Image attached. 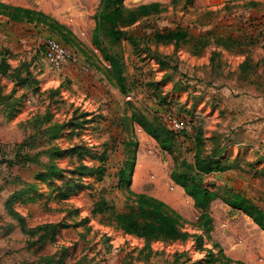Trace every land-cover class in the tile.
<instances>
[{
	"label": "rangeland",
	"instance_id": "1",
	"mask_svg": "<svg viewBox=\"0 0 264 264\" xmlns=\"http://www.w3.org/2000/svg\"><path fill=\"white\" fill-rule=\"evenodd\" d=\"M148 1L169 7L127 27L136 44L128 39L110 44L104 38V47L125 63L126 94L113 83L111 65L101 51L92 40L91 48L82 40L85 31L81 39L67 33L83 57L79 64L69 62L73 73L57 71L44 59L49 35L17 23L14 45H23L18 39L22 32L29 35L32 41L25 53H32L26 57L36 62L31 65L34 77L23 85L20 77L0 74V231L16 232L18 246L23 235L29 250L25 258L31 262L206 264L212 251L216 264L224 261L223 254L246 264H264V230L224 200L239 190L264 210V0H178L174 7L170 0L134 4ZM177 26L190 32L188 42L151 41L155 28ZM206 32L214 42L202 54H193L192 45ZM231 36L258 43L230 50L216 45ZM5 47L0 40V50ZM23 52H11L13 65ZM247 55L252 77L242 80L240 64ZM249 97L259 99L257 118L245 113ZM133 111L169 131L170 150L130 119ZM167 114L182 120L185 128L173 129ZM200 131L205 151L225 150V163L236 166L201 177L206 187L220 193L211 203L209 236L198 225L200 211L193 198L171 178L175 166L194 164ZM77 146L89 153L82 157L75 148L72 154ZM102 153L104 161L93 159ZM82 164H103L104 178L82 174ZM55 165L63 176L43 179V172ZM67 183L77 190L60 199ZM140 193L177 210L183 217L179 227L188 238L156 240L147 247L143 238L118 227L110 211L93 213L99 198L116 212L128 211Z\"/></svg>",
	"mask_w": 264,
	"mask_h": 264
},
{
	"label": "trees",
	"instance_id": "2",
	"mask_svg": "<svg viewBox=\"0 0 264 264\" xmlns=\"http://www.w3.org/2000/svg\"><path fill=\"white\" fill-rule=\"evenodd\" d=\"M177 1L178 0H172L171 5L174 7ZM192 1L193 0H186V3H191ZM168 7L169 4L159 1L128 7L125 5V0H101L99 9L95 14L96 27L93 31V43L95 47L101 51L104 59L111 65L112 81L122 93L126 94L128 92L126 86L125 63L119 54L110 52L104 47V38H106L110 44L121 41L122 39H128L132 44H136V38L127 31V27L135 24L144 17L146 18L153 14L161 13L167 10ZM0 8L13 12V17L17 20H21L22 18L20 16L22 15L28 17V21L41 22L56 30H58V28H63L53 17L42 11L22 6L8 5L3 2H0ZM211 34L210 32H206L197 38L195 44L192 45L191 51L193 54H202L203 51L214 42V40L210 38ZM191 37L190 32L182 26L165 28L164 30L155 28L154 32L150 35L151 41H155L157 44L173 43L175 45L186 43ZM215 43L218 46L230 50L235 49L237 46L240 49L251 47L256 45L258 41L254 39L244 40L240 37L236 39L231 36V39L226 37L223 40L215 41ZM10 55L11 51L7 47L1 50L0 74L14 76L16 79L20 77L21 80L18 83L21 85L25 82L28 83L29 80L34 77L31 70L32 62L23 61L18 66L13 67L7 61ZM250 61V56L247 55L240 64L242 80H249L250 77H252V75L249 74ZM37 118H39V116H37ZM130 119L155 138L161 147L165 150H170L169 144L172 138L169 136V131L165 132L160 129L153 121L149 120L146 115L136 111L132 112ZM197 134L194 164L190 168L181 167L179 165L175 166L171 172V178L184 189L186 194L193 198L195 206L200 211L198 225L205 228L209 236L213 229V218L210 212L211 203L220 196V193L206 187L202 183L201 177L205 174L226 171L236 166L225 163L223 156L225 150L213 148L210 151H205L206 143L203 137L204 134L202 131ZM211 139L213 140L214 137ZM75 148H79L78 153L82 155V157L85 156V153H89V149H83L81 146H77L70 150L72 154L75 153ZM93 159L104 161L105 154H99V157H93ZM49 170V172H43V179H51L53 176L57 175L63 176L61 170L56 165L52 166ZM79 170L82 174L94 175L97 180H102L106 171L103 164H92V166L82 164ZM76 190L74 186L67 183V187L61 189L59 193L60 199H68ZM224 200L232 208L243 210L264 230V210L250 200L242 191L232 190L229 196H226ZM108 211H110L113 216L112 220L118 227L126 233L143 238L147 247H150L151 242L156 240H185L188 238V233L183 232L179 227L180 221L183 220L182 215L163 200L154 196L140 193L138 194L137 205L128 211L122 212L112 210L106 199L99 198V200L95 202L93 213L103 214ZM199 241L203 242L202 236H199ZM223 257L224 261L221 264H246L243 260H234L225 254H223ZM214 258V252L211 251L210 256L206 260V264H216ZM63 261L64 260L58 259L55 263L61 264Z\"/></svg>",
	"mask_w": 264,
	"mask_h": 264
},
{
	"label": "crops",
	"instance_id": "3",
	"mask_svg": "<svg viewBox=\"0 0 264 264\" xmlns=\"http://www.w3.org/2000/svg\"><path fill=\"white\" fill-rule=\"evenodd\" d=\"M172 0H170L171 2ZM0 2H3L8 5L13 6H22L25 8L34 9L37 11H42L51 17H53L59 24L63 26V28H58L57 34L54 31V28L49 27V25L36 22V21H28V17L26 16H20L22 19L17 20L13 17V12L10 10L0 8V40L4 42V44L7 45V48L12 51H24L21 56L22 59H19L18 63L16 65L12 64V57H8L7 61L13 66H18L23 61L32 62L34 64L36 62L35 58L26 57L28 54L32 53L29 51V53H25V48L27 45H31V37L27 35L25 32H22L20 36H18V39L23 43L22 46L15 47L14 40H12L13 36L17 37L15 34V31L17 29V23L23 22L24 24H27L28 28H38V30L41 31V35L44 36H56L61 42H63L65 45L70 46L69 48L79 53L78 45L72 40L67 37L70 35V31L72 34L77 36L79 39H81V32L85 31L84 37L82 40L84 43L91 48L90 41L93 42V31L96 27V19L95 14L97 10L99 9V6L101 4V0H0ZM154 1H148L143 3H151ZM161 2V1H159ZM39 3V4H38ZM142 2H139L137 4H134V0H125V5L128 7H135L140 4H143ZM164 3V2H162ZM38 4V5H37ZM166 4V3H165ZM82 18L83 21L80 19ZM82 21V22H81ZM44 26L43 28L39 26ZM42 29H44V33L42 32ZM62 30V31H61ZM87 32V33H86ZM36 37V35H35ZM39 37V35H37ZM78 41V40H77ZM68 42L70 44H68ZM89 42V43H88ZM74 45L73 46H71ZM94 44V43H93ZM72 47V48H71ZM6 48V47H5ZM77 48V49H76ZM14 49V50H13ZM2 50V48H1ZM0 50V52H1ZM79 55V54H78ZM81 60L83 61V57L79 55ZM1 59V56H0ZM45 59V57H44ZM46 60V59H45ZM79 64V63H77ZM68 70L71 72H75V69L71 66V64L66 63L63 70ZM257 91V89H255ZM245 113L248 114L250 119L257 118L260 115L259 112V99L258 98H246L245 100ZM255 110L256 114H250ZM259 113V114H258ZM23 234V233H22ZM16 232L9 230L7 231H0V264H56L55 262H31L32 260L29 258H25V255L27 251L29 250L25 248V241L24 236H20L19 242L20 245L18 246L16 243Z\"/></svg>",
	"mask_w": 264,
	"mask_h": 264
},
{
	"label": "built area",
	"instance_id": "4",
	"mask_svg": "<svg viewBox=\"0 0 264 264\" xmlns=\"http://www.w3.org/2000/svg\"><path fill=\"white\" fill-rule=\"evenodd\" d=\"M44 57L51 67L57 71L63 70L68 62L81 63V58L76 52L59 39L50 36L45 41ZM166 119L175 130L185 128L184 122L171 114H167Z\"/></svg>",
	"mask_w": 264,
	"mask_h": 264
}]
</instances>
